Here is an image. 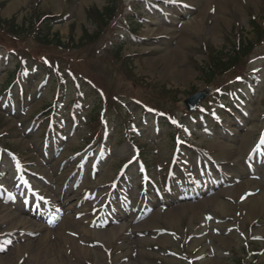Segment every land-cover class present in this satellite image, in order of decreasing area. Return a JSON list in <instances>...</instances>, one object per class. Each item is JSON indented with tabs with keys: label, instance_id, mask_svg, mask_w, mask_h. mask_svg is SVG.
<instances>
[{
	"label": "rangeland",
	"instance_id": "374dc122",
	"mask_svg": "<svg viewBox=\"0 0 264 264\" xmlns=\"http://www.w3.org/2000/svg\"><path fill=\"white\" fill-rule=\"evenodd\" d=\"M115 1L108 28L80 49L0 27V91L8 73L25 72L23 100L16 85L0 93V264H233L253 253L264 264V204L247 214L264 192V40L213 79L214 89L247 97L226 129L180 106L207 88L197 66L209 51L252 40L264 0ZM113 3L0 0V22L21 27L46 15L64 43L71 32L78 40L84 27L92 31L89 9ZM118 41L130 59L123 65L112 56ZM254 76L256 84L238 82ZM213 95L199 105L212 114ZM47 113L54 129L42 120ZM174 162L183 179L168 184L171 196L149 182V198L140 196L141 176L163 181ZM22 165L33 182L18 191L10 181ZM123 170L130 187L119 193ZM107 205L103 216L117 219L98 226Z\"/></svg>",
	"mask_w": 264,
	"mask_h": 264
},
{
	"label": "trees",
	"instance_id": "16d2710c",
	"mask_svg": "<svg viewBox=\"0 0 264 264\" xmlns=\"http://www.w3.org/2000/svg\"><path fill=\"white\" fill-rule=\"evenodd\" d=\"M116 3L111 7L106 8L105 10H97L95 8L89 9L86 15L87 23L89 27H93L92 31L89 32L85 27L82 29V34L78 40L74 39V34L71 32L68 38L64 43L58 39L57 33H52V22L47 19L46 15L41 16L40 18H34L35 21H31L29 24L23 23L21 27L15 26L14 20L2 23L0 22V27L4 28L10 34H19L23 33L28 35L30 38L39 42L43 45H56L58 47L80 49L84 45L92 42L94 39H97L102 36V32L108 28L111 23L113 16L116 14ZM1 20V19H0ZM130 22V20H126ZM27 24V26H25ZM130 24V23H129ZM128 24V25H129ZM254 35L251 41H246L239 39L237 42L232 43L230 48L222 49L218 52L209 51L207 53V60L204 63V66H197L200 78L205 85L213 84V79L216 76H220L224 73L234 71L241 62L250 55L254 44L260 43L262 38H264V24L252 25ZM71 28L73 26L71 25ZM130 33H135V29H131ZM119 39V37H118ZM75 40V41H74ZM95 42V40L93 41ZM113 59L115 58L118 63L125 64L130 59H122L121 53V44L116 43V47H112ZM129 58V57H126ZM256 256H253L252 260L249 262L242 263L239 260H234L233 264H256Z\"/></svg>",
	"mask_w": 264,
	"mask_h": 264
},
{
	"label": "water",
	"instance_id": "95a60500",
	"mask_svg": "<svg viewBox=\"0 0 264 264\" xmlns=\"http://www.w3.org/2000/svg\"><path fill=\"white\" fill-rule=\"evenodd\" d=\"M209 94V89L197 93L188 99L184 100L181 105L184 107L185 111H192L199 102H201Z\"/></svg>",
	"mask_w": 264,
	"mask_h": 264
},
{
	"label": "bare ground",
	"instance_id": "6f19581e",
	"mask_svg": "<svg viewBox=\"0 0 264 264\" xmlns=\"http://www.w3.org/2000/svg\"><path fill=\"white\" fill-rule=\"evenodd\" d=\"M261 195V194H260ZM258 196L255 198V203H252L250 206H249V209L247 211V214L249 215H252L253 211H254V205H257V204H264V192L262 193L261 196ZM114 234L113 231H110V232H105V233H102L100 235H103V238H106L107 236L110 237ZM107 239V238H106ZM103 242L102 243H106L105 241L107 240H102Z\"/></svg>",
	"mask_w": 264,
	"mask_h": 264
}]
</instances>
